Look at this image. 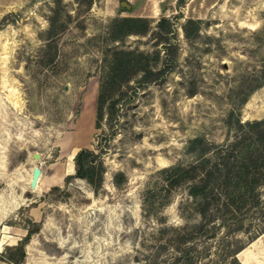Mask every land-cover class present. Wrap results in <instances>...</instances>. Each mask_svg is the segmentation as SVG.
I'll use <instances>...</instances> for the list:
<instances>
[{"label": "rangeland", "instance_id": "374dc122", "mask_svg": "<svg viewBox=\"0 0 264 264\" xmlns=\"http://www.w3.org/2000/svg\"><path fill=\"white\" fill-rule=\"evenodd\" d=\"M119 16L146 17L144 30L112 37ZM189 18L200 22L185 34ZM116 47L158 78L135 68L96 128ZM263 77L264 0H0V264H229L264 227V181L240 210L218 195L203 216L189 181L169 184L164 170L194 160V136L224 144L237 118H264ZM102 144L93 190L73 157ZM248 258L264 264V235Z\"/></svg>", "mask_w": 264, "mask_h": 264}, {"label": "trees", "instance_id": "16d2710c", "mask_svg": "<svg viewBox=\"0 0 264 264\" xmlns=\"http://www.w3.org/2000/svg\"><path fill=\"white\" fill-rule=\"evenodd\" d=\"M146 20V17L140 16L115 17L113 19L115 26L111 27L109 32L115 38L130 33H139L144 30V24L141 29L136 25ZM199 22V19H187L183 25L184 33L187 34V25ZM139 53L140 55L146 54L145 52ZM134 54L135 52L130 49L118 47L109 51L106 72L100 80L96 98L94 124L96 128L101 126L103 118L108 124L115 118L117 92L122 86L128 84L135 68L142 72L139 79L141 82L158 78L159 72H153L152 69L146 67L141 60L133 57ZM256 84L255 87L264 84V77ZM245 100L246 96L243 97L242 102ZM237 124L241 128L240 132L224 144L212 143L202 135L194 136L188 141V150L194 156V160L187 165L176 163L164 170L170 176L169 184L180 180L189 181L188 192L197 198L199 212L203 216L211 206L218 204V195L224 198L222 204L224 209L240 210L247 199L256 198L254 193L256 182L264 181V118L245 121L237 118ZM111 128L107 143L115 134V129ZM105 144L98 145L97 149L82 147L73 157L75 175L84 179L93 190L100 189L103 184L105 170L102 154ZM116 177L117 174L114 175V178ZM114 182H117V179H114ZM31 232V229L27 228L26 237ZM263 232L264 227L249 242ZM244 247L245 245H239L228 251L229 264H241L236 254ZM20 260L21 257L15 261L10 259V262L15 264Z\"/></svg>", "mask_w": 264, "mask_h": 264}, {"label": "bare ground", "instance_id": "6f19581e", "mask_svg": "<svg viewBox=\"0 0 264 264\" xmlns=\"http://www.w3.org/2000/svg\"><path fill=\"white\" fill-rule=\"evenodd\" d=\"M74 154V152H71L70 156L72 157V155ZM71 167H72V164H71ZM33 168L34 166L32 167V171H31V174H30V183H31V180H32V176H33ZM71 169V168H70ZM41 175V174H40ZM39 179H40V176L36 182V185L35 186H32L30 185V188H32L33 190L37 189L38 188V183H39ZM264 235V232L260 234L259 237L253 239L249 245L245 246L244 248H242L236 255L237 257L239 258L241 264H250L251 262L249 261V258H248V253L250 252V249L252 247H254L259 241H260V238L261 236Z\"/></svg>", "mask_w": 264, "mask_h": 264}, {"label": "water", "instance_id": "95a60500", "mask_svg": "<svg viewBox=\"0 0 264 264\" xmlns=\"http://www.w3.org/2000/svg\"><path fill=\"white\" fill-rule=\"evenodd\" d=\"M40 174H41L40 166H38V165L34 166V168H33V176H32V180H31L30 185H32V186L36 185V182H37ZM236 257H237V255H236ZM237 259H238V257H237Z\"/></svg>", "mask_w": 264, "mask_h": 264}]
</instances>
